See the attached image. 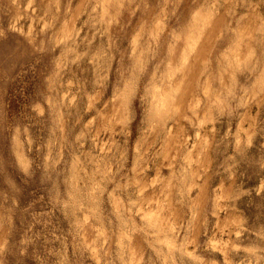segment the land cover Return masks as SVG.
Returning <instances> with one entry per match:
<instances>
[{
  "label": "clouds",
  "instance_id": "9594fccd",
  "mask_svg": "<svg viewBox=\"0 0 264 264\" xmlns=\"http://www.w3.org/2000/svg\"><path fill=\"white\" fill-rule=\"evenodd\" d=\"M60 6L48 0L34 21L42 33L55 30ZM212 7L223 15L192 17L197 46L174 78L151 64L142 74L118 66L111 47L103 62L85 51L95 69L90 87L68 103L48 83L37 101L38 118L55 114L53 134L20 172L27 180L34 167L49 174L55 207L68 219L62 246L48 253L56 264L84 254L95 264H221L217 254L222 264H264V0ZM11 227L0 216V264L27 256L41 238L29 226L13 248Z\"/></svg>",
  "mask_w": 264,
  "mask_h": 264
},
{
  "label": "rangeland",
  "instance_id": "374dc122",
  "mask_svg": "<svg viewBox=\"0 0 264 264\" xmlns=\"http://www.w3.org/2000/svg\"><path fill=\"white\" fill-rule=\"evenodd\" d=\"M37 3L39 7L30 9L28 0H0V159L7 165L0 170V216L11 217L7 238L13 248L29 226L41 237L27 256L13 253L7 264H56L48 253L60 249L69 227L63 210L55 207L58 196L49 174L34 167L33 178L27 180L20 172L28 159L39 161L41 145L47 152L53 134L52 110L43 119L33 111L47 96L48 83L71 103L82 85L90 87L95 74L91 58L84 60L82 53L88 51L103 62L109 47L118 66L142 74L151 64L154 74L174 78L187 52L197 46L192 17L199 13L205 22L224 13L213 9L214 0H61L57 26L44 34L34 21L47 10L48 0ZM228 46L225 43L219 51ZM256 111L253 107L251 115ZM259 119L264 125V111ZM261 142L264 128L257 143ZM12 198L19 201V208H12ZM137 244L146 247L143 241ZM216 259L222 264L223 256L217 254ZM74 264L95 261L88 254L76 255Z\"/></svg>",
  "mask_w": 264,
  "mask_h": 264
},
{
  "label": "bare ground",
  "instance_id": "6f19581e",
  "mask_svg": "<svg viewBox=\"0 0 264 264\" xmlns=\"http://www.w3.org/2000/svg\"><path fill=\"white\" fill-rule=\"evenodd\" d=\"M177 43V42H176ZM176 45V44H175ZM196 45V44H195Z\"/></svg>",
  "mask_w": 264,
  "mask_h": 264
}]
</instances>
